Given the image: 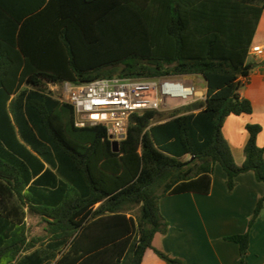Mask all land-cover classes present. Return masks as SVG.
Wrapping results in <instances>:
<instances>
[{
    "label": "trees",
    "instance_id": "16d2710c",
    "mask_svg": "<svg viewBox=\"0 0 264 264\" xmlns=\"http://www.w3.org/2000/svg\"><path fill=\"white\" fill-rule=\"evenodd\" d=\"M262 9L264 0H0V264H142L147 250L185 264L152 247L167 229L159 200L208 194L215 165L229 193L247 172L264 183L260 126H246L240 166L221 134L227 117L252 112L239 90ZM190 75L206 85L198 110L134 115L117 153L105 126L77 128L49 91ZM262 210L264 197L248 228ZM27 215L44 238L29 239ZM224 241L243 263L248 232Z\"/></svg>",
    "mask_w": 264,
    "mask_h": 264
},
{
    "label": "crops",
    "instance_id": "0c3cea01",
    "mask_svg": "<svg viewBox=\"0 0 264 264\" xmlns=\"http://www.w3.org/2000/svg\"><path fill=\"white\" fill-rule=\"evenodd\" d=\"M256 46L264 48V9L252 41V47ZM247 61L255 66L248 79L243 81L239 95L250 102L252 112L248 115H230L221 128L233 161L238 166L244 162L247 125L260 126L256 145L264 150V51L259 55L250 54ZM198 77L196 83L187 82L205 93V82ZM189 112L195 110L184 111ZM225 181V172L215 165L208 194L183 193L161 198L159 212L167 223V229L165 233L154 236L152 247L185 264H264V210L248 228L257 201L264 197V183L257 182L253 173L247 172L236 177V186L229 193ZM246 232L249 246L242 263L238 245L224 241V238ZM142 264L166 263L152 250H147Z\"/></svg>",
    "mask_w": 264,
    "mask_h": 264
},
{
    "label": "built area",
    "instance_id": "2783aa9c",
    "mask_svg": "<svg viewBox=\"0 0 264 264\" xmlns=\"http://www.w3.org/2000/svg\"><path fill=\"white\" fill-rule=\"evenodd\" d=\"M264 48L251 47L250 54H262ZM59 99L73 109L74 125L105 126L110 142L126 138L134 115L147 111L173 113L184 107L205 101L204 92L196 85L177 77L154 79L106 78L87 83L64 82L49 86Z\"/></svg>",
    "mask_w": 264,
    "mask_h": 264
},
{
    "label": "rangeland",
    "instance_id": "374dc122",
    "mask_svg": "<svg viewBox=\"0 0 264 264\" xmlns=\"http://www.w3.org/2000/svg\"><path fill=\"white\" fill-rule=\"evenodd\" d=\"M177 78L181 79L182 81H185V82L192 81V82L196 83V80L199 77L198 76H195V77L181 76V77H177ZM187 83H189V82H187ZM54 94L56 97H61L60 90L55 91ZM200 103H202V101H199V102L193 104L192 106L184 107L183 110L184 111L185 110H195L196 111V110H198L197 105ZM172 115H173V113L160 112L159 115L157 116V118L155 119V121L156 122L165 121V120L169 119L170 116H172ZM182 160L186 161V160H188V157H184ZM25 222H26V226L28 229L29 239H31V238H44L45 237L44 224L38 218L27 216Z\"/></svg>",
    "mask_w": 264,
    "mask_h": 264
},
{
    "label": "water",
    "instance_id": "95a60500",
    "mask_svg": "<svg viewBox=\"0 0 264 264\" xmlns=\"http://www.w3.org/2000/svg\"><path fill=\"white\" fill-rule=\"evenodd\" d=\"M119 148V143L116 141L111 142V149L113 153H117Z\"/></svg>",
    "mask_w": 264,
    "mask_h": 264
}]
</instances>
